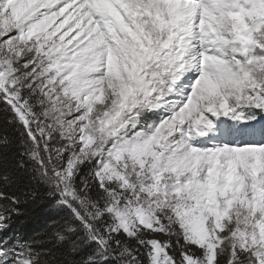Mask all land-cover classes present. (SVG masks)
I'll use <instances>...</instances> for the list:
<instances>
[{"label": "snow or ice", "instance_id": "1", "mask_svg": "<svg viewBox=\"0 0 264 264\" xmlns=\"http://www.w3.org/2000/svg\"><path fill=\"white\" fill-rule=\"evenodd\" d=\"M0 113V264H264V0H0Z\"/></svg>", "mask_w": 264, "mask_h": 264}, {"label": "trees", "instance_id": "2", "mask_svg": "<svg viewBox=\"0 0 264 264\" xmlns=\"http://www.w3.org/2000/svg\"><path fill=\"white\" fill-rule=\"evenodd\" d=\"M7 127L3 113H0V128ZM11 131V129H9ZM57 220L59 216L54 210H50L43 205L31 208L28 214L20 217L14 224V230L25 237L37 236L43 234L46 228L51 224L52 218Z\"/></svg>", "mask_w": 264, "mask_h": 264}]
</instances>
